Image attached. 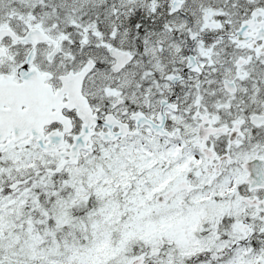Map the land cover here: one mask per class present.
<instances>
[{"label": "snow or ice", "instance_id": "obj_1", "mask_svg": "<svg viewBox=\"0 0 264 264\" xmlns=\"http://www.w3.org/2000/svg\"><path fill=\"white\" fill-rule=\"evenodd\" d=\"M0 264H264V0H0Z\"/></svg>", "mask_w": 264, "mask_h": 264}]
</instances>
